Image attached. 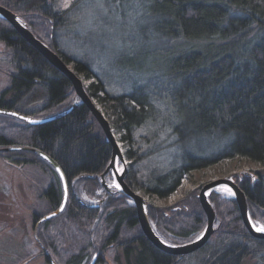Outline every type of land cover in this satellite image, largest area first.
I'll return each instance as SVG.
<instances>
[{
	"label": "trees",
	"instance_id": "obj_1",
	"mask_svg": "<svg viewBox=\"0 0 264 264\" xmlns=\"http://www.w3.org/2000/svg\"><path fill=\"white\" fill-rule=\"evenodd\" d=\"M54 2L0 0V6L81 80L124 147V181L131 190L163 200L192 172L232 159L264 169V0H119L136 7L135 19L141 33L151 34L156 62L149 71L124 59L139 80L116 93L87 62L68 59L57 49L55 32L70 9L57 11ZM0 43L12 53L16 70L0 93V109L46 117L57 107L76 105L62 118L33 126L0 115V148L33 149L2 151L3 161L12 166L41 163L48 170L52 181L43 197L51 212L61 203L62 187L35 151L51 158L66 180L63 210L42 222L32 216L46 263L49 255L55 264H87L93 256L100 264L109 248L116 251L114 264H264V240L247 232L232 197L216 193L208 197L214 233L203 247L180 258L155 248L142 234L131 200L103 189L100 175L110 162L111 147L68 79L1 17ZM163 150L165 166L138 175L135 168ZM238 177L250 219L264 226L262 173ZM146 212L155 234L174 246L195 240L206 223L195 196L166 210L147 204Z\"/></svg>",
	"mask_w": 264,
	"mask_h": 264
},
{
	"label": "rangeland",
	"instance_id": "obj_2",
	"mask_svg": "<svg viewBox=\"0 0 264 264\" xmlns=\"http://www.w3.org/2000/svg\"><path fill=\"white\" fill-rule=\"evenodd\" d=\"M75 2L77 1L55 0L54 2L57 11L70 9L65 24L55 32L56 47L68 59H82L87 62L92 71L102 79L105 87L114 93L123 91L126 83L139 80V73L124 65V59H128L129 64L135 69L137 67L149 71L154 69L156 62L154 59L156 55L153 52L154 43L150 33L140 32V24L135 19V6L123 5L119 0H79L72 7ZM65 4L68 6L65 7ZM68 67L71 69L70 66ZM15 71L12 53L0 43V93L9 87L10 76L15 74ZM95 106L98 108L97 105ZM61 108L57 107L48 116L58 113ZM33 118L41 117L33 116ZM7 133L12 136L10 132ZM117 144L122 154L124 147L119 142ZM164 151L160 152L162 156L158 153L148 162L143 161L138 165L135 168L138 175L148 174L153 167L158 169L164 167L167 161ZM115 165L121 173L123 166L126 168L128 164L126 160L121 161L118 158ZM255 171L262 173L264 185V169L261 166L242 159H232L192 172L166 199H152L143 195L141 191L138 194L145 200L146 211L147 204L166 210L182 200L189 201V198L194 196L199 203V192L209 183L228 178L234 181L239 179L238 176L243 174L249 176ZM107 175L108 187L119 188L114 177L110 173ZM51 181L50 173L41 163L12 166L3 161L0 155V264H48L42 254L43 243L36 240V238L39 240V233H37L38 227L33 226L32 216L36 214L41 219L51 213L50 206L43 197ZM96 192L98 195L101 191ZM208 193V197L212 193L219 194L220 198L233 196V191L223 184L210 189ZM200 209L203 212L201 206ZM252 222L257 228L263 226L259 222ZM49 230L46 231L47 234ZM115 253V250L106 249L101 254L103 262L100 264H114L112 259Z\"/></svg>",
	"mask_w": 264,
	"mask_h": 264
},
{
	"label": "water",
	"instance_id": "obj_3",
	"mask_svg": "<svg viewBox=\"0 0 264 264\" xmlns=\"http://www.w3.org/2000/svg\"><path fill=\"white\" fill-rule=\"evenodd\" d=\"M0 17L3 18L5 21H7L16 31V33L25 42H27L35 51H37L50 64H52L71 83L73 90L75 92V96L80 100L81 104H83L89 110L92 117L95 119V121L101 128L106 138V141L109 143L111 147L110 162L108 166L105 168L104 172L100 175L101 185L106 191H110V193H114L115 191L122 192L124 195H126L131 200L134 206V209H135L136 219L142 231V234L155 248L159 249L160 251L166 254L178 256L180 258L187 254L193 253L196 250L203 247L208 242L211 235L214 233L215 213L208 199V194H209L208 191L222 184L228 186L233 191L232 198L236 202V205L239 211V216L247 232L255 239L264 240V233L257 232L255 230L253 222L251 221L249 217L246 198L243 192L239 189V187L232 180L228 178V179L217 180L212 183H209L203 186L199 192V195H198L199 203L206 216V225H205L203 232L200 234L199 237H197L192 242H189L184 245H179V246L169 245L163 242L155 234L153 228L151 227L148 221L146 210H145L146 205H145L144 198L141 197V195H139L138 192L131 190L128 187V185L125 183L124 181V177L126 174L125 166H123L122 172L120 174H117L115 170V161L117 160V158H119L122 161L123 157H122L121 151L119 149L115 136L109 126V123L107 122L103 114L99 111V109L95 106L94 102L87 95L81 80L73 73V71L67 65H65L59 59V57L55 54L54 51H52L47 46H45L43 43H41L39 40H37L26 29V27L21 23V21L19 20L17 16H15L13 13H11L7 9L0 6ZM75 107L76 105L74 104L70 105L66 109L56 114H53L51 116L45 117V118H32L30 116H26V115L19 114L14 111L5 110V109H0V115L10 116L28 125L33 126V125H40L43 123H47V122L62 118L68 115L69 113H71L75 109ZM8 150L9 151H20V150L33 151V149H30L27 147L0 148V151H8ZM35 152L42 160H44L46 163H48L53 168V170L58 175V178L60 180L61 187H62V198H61V203L59 207L38 221V222H42V221L48 220L58 215L63 210L66 200H67V185H66L65 177L62 171L60 170V168L57 166V164L51 158H49L47 155L43 154L42 152H38V151H35ZM108 173H110L114 177V179L117 182V185H119V188L111 189L108 187V185L106 184L104 180V177ZM96 206H98V204L92 205V207H96ZM47 257H48L49 264H55V262L51 259L49 255H47ZM95 262H96V257L94 256L89 262V264H95Z\"/></svg>",
	"mask_w": 264,
	"mask_h": 264
},
{
	"label": "snow or ice",
	"instance_id": "obj_4",
	"mask_svg": "<svg viewBox=\"0 0 264 264\" xmlns=\"http://www.w3.org/2000/svg\"><path fill=\"white\" fill-rule=\"evenodd\" d=\"M64 6L67 7L68 5L65 4ZM117 187H119V185H117ZM53 215H54V214H53ZM256 231H257V232L264 233V226H261V227L256 228Z\"/></svg>",
	"mask_w": 264,
	"mask_h": 264
},
{
	"label": "flooded vegetation",
	"instance_id": "obj_5",
	"mask_svg": "<svg viewBox=\"0 0 264 264\" xmlns=\"http://www.w3.org/2000/svg\"><path fill=\"white\" fill-rule=\"evenodd\" d=\"M6 110V109H5ZM10 111H12V110H10ZM17 113V112H16ZM20 114V113H19ZM27 116V115H26ZM10 117V116H9ZM31 117V116H30ZM46 117H48V116H46ZM33 118V117H32ZM41 118H45V117H41ZM8 148V147H7ZM1 152V151H0ZM53 169V168H52ZM106 178H108V175H106L105 177H104V180H105V182H107V180H106ZM234 183H235V180L233 181ZM61 184V183H60ZM236 185H237V183H236ZM238 186V185H237ZM104 189V188H103ZM112 189V188H111ZM111 194H113V193H111Z\"/></svg>",
	"mask_w": 264,
	"mask_h": 264
},
{
	"label": "bare ground",
	"instance_id": "obj_6",
	"mask_svg": "<svg viewBox=\"0 0 264 264\" xmlns=\"http://www.w3.org/2000/svg\"><path fill=\"white\" fill-rule=\"evenodd\" d=\"M117 159H118V158H117ZM116 163H117V160L115 161V164H116ZM115 170H116L117 174H120V171L116 168V165H115ZM254 228H255V230H256L257 227L254 226Z\"/></svg>",
	"mask_w": 264,
	"mask_h": 264
}]
</instances>
